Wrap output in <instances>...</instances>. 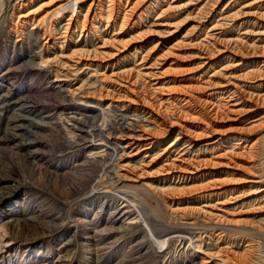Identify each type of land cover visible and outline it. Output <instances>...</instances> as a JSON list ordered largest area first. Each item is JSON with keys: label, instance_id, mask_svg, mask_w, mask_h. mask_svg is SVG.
I'll return each mask as SVG.
<instances>
[{"label": "rangeland", "instance_id": "1", "mask_svg": "<svg viewBox=\"0 0 264 264\" xmlns=\"http://www.w3.org/2000/svg\"><path fill=\"white\" fill-rule=\"evenodd\" d=\"M60 1L0 0V264H264V0Z\"/></svg>", "mask_w": 264, "mask_h": 264}, {"label": "bare ground", "instance_id": "2", "mask_svg": "<svg viewBox=\"0 0 264 264\" xmlns=\"http://www.w3.org/2000/svg\"><path fill=\"white\" fill-rule=\"evenodd\" d=\"M78 0H66V2H65V0H61L59 3H58V5H57V7L54 9V12H56L57 14L58 13H60V11L61 10H63L64 8H67V6H72L73 7V9L71 10V15H70V17L67 19L68 20V22H67V24H66V32L67 31H70L71 30V28L73 27V26H76V25H78V23L79 22H82V20L83 21H87L89 18H95L96 17V9H94L95 8V6L97 7V6H100V2L102 1V0H93L92 2H91V4L88 6V9H87V12L84 14V15H81L80 14V11H78V5H77V2ZM104 1V0H103ZM129 1L130 0H128V3H129ZM66 6V7H65ZM135 6V5H134ZM134 6H131V5H129V9H128V12H133V7ZM136 7V6H135ZM134 7V8H135ZM59 10V11H58ZM127 11V10H126ZM111 13V12H110ZM130 14V13H129ZM125 15H126V13H125ZM81 16L83 17V19H81ZM234 16H236V15H234ZM124 17H126V16H124ZM128 17V16H127ZM123 19H125V18H123ZM108 22V21H107ZM123 22V21H122ZM220 25V24H219ZM79 26V25H78ZM77 26V27H78ZM84 29V28H83ZM211 30H215V29H213V28H211ZM213 36V35H212ZM104 48V47H103ZM259 48V47H258ZM257 48V49H258ZM258 51L261 53V54H259L258 56H262L263 54H264V46H261V48L260 49H258ZM257 51V52H258ZM80 54V55H85V51H78V52H75L74 54H72V55H69V56H65V58H69V59H72L73 58V55H75V54ZM106 52H104V51H102V52H97L96 53V55L97 56H100L101 54L103 55V54H105ZM260 57H257V59H255L256 61L255 62H263L262 63V65H264V58L263 59H259ZM79 59H81V58H79ZM143 60V59H142ZM76 62V65L78 64V63H80V61L78 60V61H75ZM72 65V64H71ZM67 66H70V64H67ZM86 68L85 69H90V68H92V67H90V66H85ZM145 68H148L149 70L148 71H151V67L150 66H148V67H145ZM260 71L262 70L263 71V69H259ZM261 71V72H262ZM83 71L81 70L80 71V73H82ZM141 72H142V70L141 71H139V75L141 74ZM125 73V72H124ZM145 73V75L146 76H148V77H152V81H154L152 84H150V86H154V90H157V91H160L161 90V88L160 87H156L157 86V84H158V76H157V73H152V72H144ZM250 73V72H249ZM119 74V73H118ZM126 74V73H125ZM144 75V76H145ZM113 76L114 77H118L117 76V74H113ZM120 76H122V75H120ZM121 85H123L122 83H120ZM261 86H264V83L263 82H260V84H259V86L258 87H261ZM129 87H130V85H129ZM129 91V90H128ZM191 96V95H190ZM192 97V96H191ZM258 98H257V100H260V101H263L264 102V94L263 95H258L257 96ZM128 98V96H126V95H124V96H122V98L121 99H118V100H124V99H126V100H128V101H130V102H136L134 99H127ZM175 99V98H174ZM169 100V99H168ZM183 100H187V99H183ZM143 101H144V107H146V108H144L143 109V107H142V109H143V112H145L147 115H148V117L150 118V120H152L153 122H155V124L159 127V129H163V131L161 130V132L163 133L165 130H166V127L164 126L165 124V122H164V120L162 119L161 120V118L157 115L158 113L156 112V106H157V103L159 102V101H157V103L155 104V103H151V102H153V101H149V100H147V98H145V97H143ZM188 101H190V100H187V102ZM161 102L162 101H160L159 102V105L161 104ZM186 102V101H185ZM229 102V101H228ZM229 103H226L225 105H228ZM232 104H236V105H232V106H234V107H236V106H238V104L239 103H232ZM156 105V106H155ZM84 106L87 108V109H98V107L93 103V102H89V103H86V104H84ZM158 107V106H157ZM150 108V109H149ZM219 107H217V109H218ZM252 109V108H251ZM253 110V109H252ZM217 111V110H216ZM163 118V117H162ZM260 120L263 122L264 121V114H262L261 116H260ZM139 127H141V126H139L138 125V128ZM129 128V127H128ZM98 130H101V127H98L97 129H95V131H98ZM129 131L125 134L124 132H121L120 133V135H119V137L118 138H131V139H133V140H136V142H134L133 144L137 147V148H139V150H141V151H147L148 152V150L154 145V143H156L155 142V139H154V137H152L153 135L152 134H150L147 130H145V129H140V130H138V131H132L131 129H128ZM82 131V130H81ZM148 132V133H147ZM161 132H159V134L161 133ZM136 133H138V134H136ZM161 133V134H162ZM180 134H184L183 132H181ZM181 136L182 135H180L179 136V138H177V140H179V139H181ZM183 139L185 140V142L186 143H189V148H191L192 146H194L195 144H194V141H192L191 139H189V138H186V136H185V134H184V137H183ZM123 140V139H122ZM237 140L239 141V142H241L243 139H242V137H240V136H238L237 137ZM138 141H141V142H138ZM156 141H157V139H156ZM142 142H145L144 144H141ZM98 145V144H97ZM169 147H172L171 145L169 146ZM185 148V147H184ZM118 150L117 149V147H115V148H112V150L115 152L116 150ZM111 150V151H112ZM187 151L186 150V148L185 149H183V151ZM139 152V151H138ZM135 154H137V153H135ZM185 154V152H183L181 155H179L178 157H176V158H174V159H172V161H167L166 162V164L165 165H167L166 166V168H164L162 171H163V173H164V178L162 179V180H176V179H178L179 181L178 182H180V181H185V180H189V178H192L193 177V175H190V174H197L196 172V170H191L189 167H182L181 165L179 166H176V167H180L181 169L180 170H178V172L177 171H174L173 169H172V165H176V163L177 162H175V161H177V160H181V162H186L187 161V158L186 157H184L183 158V156L182 155H184ZM219 156V155H218ZM178 164V163H177ZM183 164V163H182ZM165 167V166H164ZM180 171V172H179ZM184 172V173H183ZM203 174H205V173H202L201 175H203ZM6 175V174H5ZM12 179V178H11ZM246 181H248V182H251V181H256V180H254V179H251V178H246L245 179ZM211 187H213L212 189H214V193H215V195H221V194H223V192H220L218 189H217V185L216 184H213V186L211 185ZM218 188H220V187H218ZM257 191L255 192L256 194H259V193H263L264 192V187H258L257 189H256ZM238 196L239 195H236V196H232L231 197V199H237L238 198ZM206 197L207 198H212L213 196H212V193H207L206 194ZM230 198H229V200L228 201H232ZM227 202V201H226ZM226 202L225 201H217L216 202V204H214V205H219V206H224V204H226ZM204 205H206V204H204ZM210 204H207V206H209ZM210 206H213V205H210ZM205 213H210V214H212L210 211H208V210H203ZM219 215V214H218ZM154 241L155 242H158V244H159V247H160V249L158 250V252H163L164 250H166L167 248H164L165 246V244L166 243H168V242H170V240H169V238H157V237H154ZM152 243V242H151ZM153 246V245H152ZM154 247V246H153ZM204 254V253H203ZM209 253H205V255H208ZM222 261V260H221ZM209 263H211V260L210 259H206L205 257H203V261H202V263L201 264H209Z\"/></svg>", "mask_w": 264, "mask_h": 264}]
</instances>
